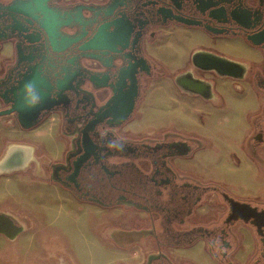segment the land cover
<instances>
[{
	"label": "flooded vegetation",
	"instance_id": "1",
	"mask_svg": "<svg viewBox=\"0 0 264 264\" xmlns=\"http://www.w3.org/2000/svg\"><path fill=\"white\" fill-rule=\"evenodd\" d=\"M179 27L196 44L171 77L150 44ZM179 75L211 91L184 92ZM162 78L214 106L225 101L218 81L236 82L247 103L221 142L239 147L234 164L264 166V0H0V129L13 136L0 159L11 145L20 158L32 149L26 169L10 175L40 176L100 212L137 213L115 243L150 244L139 264H200L188 256L199 246L214 264H264V198L205 179L227 176L193 163L212 150L209 136L126 129L146 87ZM49 122L53 141L27 139Z\"/></svg>",
	"mask_w": 264,
	"mask_h": 264
},
{
	"label": "rangeland",
	"instance_id": "2",
	"mask_svg": "<svg viewBox=\"0 0 264 264\" xmlns=\"http://www.w3.org/2000/svg\"><path fill=\"white\" fill-rule=\"evenodd\" d=\"M195 39L184 27H179L162 32L150 46L160 66L173 77L188 66L186 59L196 44ZM234 84L229 80L218 81L215 87L225 101H215L220 106H214L182 93L172 78L154 80L144 90L138 110L126 129L129 134L144 138L168 130L209 136L212 150L197 153L193 163H203L201 172L227 176H204L205 179L222 183L242 196L264 198V166L244 160L234 164L230 154L239 147L221 142L220 134L234 129L230 127H234L247 103V99L236 94ZM218 107L223 110H217ZM47 126L30 133L27 139L53 141L57 136L53 131L55 126L52 122ZM11 138L0 129V153ZM0 211L13 215L24 227L13 241L0 235V264H139L152 250L150 244L125 247L115 243L118 230L134 229L131 218L137 213L124 215L86 207L59 185L40 176L24 172L0 175ZM113 223L118 224L117 229L110 225ZM245 244L248 249L250 241L246 240ZM201 250L199 246L188 256L195 259L201 256L200 260L196 259L200 264H214ZM246 254H239L238 258Z\"/></svg>",
	"mask_w": 264,
	"mask_h": 264
},
{
	"label": "water",
	"instance_id": "3",
	"mask_svg": "<svg viewBox=\"0 0 264 264\" xmlns=\"http://www.w3.org/2000/svg\"><path fill=\"white\" fill-rule=\"evenodd\" d=\"M26 14V13H25ZM176 84L184 91L195 95H205L211 91V84L197 81L192 77L177 76ZM133 111V104L128 107V112L122 117V121L128 119ZM1 115V113H0ZM120 123V122H118ZM18 147L11 145L7 148L4 156L0 159V175H8L17 171L25 170L32 158V149L23 158L17 156ZM24 227L19 221L10 214L0 211V235L8 240H15L22 232Z\"/></svg>",
	"mask_w": 264,
	"mask_h": 264
},
{
	"label": "crops",
	"instance_id": "4",
	"mask_svg": "<svg viewBox=\"0 0 264 264\" xmlns=\"http://www.w3.org/2000/svg\"><path fill=\"white\" fill-rule=\"evenodd\" d=\"M242 86L245 87V89H246L247 92L250 91L249 88H248V86H247L246 84H242ZM254 105H255V108H258V103L256 102V100H255V104H254ZM77 235H78L77 233H75V234L73 235V238H74L75 240L78 238Z\"/></svg>",
	"mask_w": 264,
	"mask_h": 264
},
{
	"label": "bare ground",
	"instance_id": "5",
	"mask_svg": "<svg viewBox=\"0 0 264 264\" xmlns=\"http://www.w3.org/2000/svg\"><path fill=\"white\" fill-rule=\"evenodd\" d=\"M5 238H6V237H5ZM5 248H6V247H5ZM12 248H13V247H12ZM9 249H10V248H9ZM9 249H8V250H9ZM10 250H12V249H10ZM9 252H10V251H9ZM5 253H6V252H5ZM24 257H25V256H24ZM26 258H27V257H26ZM24 259H25V258H24ZM22 263H23V262H22Z\"/></svg>",
	"mask_w": 264,
	"mask_h": 264
}]
</instances>
